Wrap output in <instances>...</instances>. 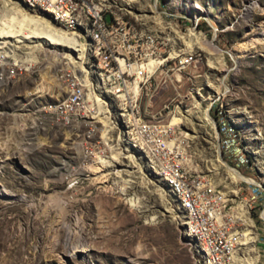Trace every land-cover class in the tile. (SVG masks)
Returning <instances> with one entry per match:
<instances>
[{
  "label": "rangeland",
  "instance_id": "obj_1",
  "mask_svg": "<svg viewBox=\"0 0 264 264\" xmlns=\"http://www.w3.org/2000/svg\"><path fill=\"white\" fill-rule=\"evenodd\" d=\"M166 7L167 21L179 16L178 40H170L166 51L192 52L194 61L143 92L141 109L176 125L186 170L235 191L240 177L224 167L218 150V107L250 151L251 167H238L239 173L264 196V0H170ZM0 23V35L22 37V56L33 61L0 88V264H193L166 195L172 214L162 215L159 181L126 161L112 171L85 162L83 127L45 118L43 106L65 95L63 71L71 57L64 44L71 45L72 37L16 1L0 2ZM198 33L217 55L199 46ZM245 44L250 51L242 55ZM241 197L250 194L242 189ZM260 197L251 213L263 255ZM251 258L257 255L242 257V264Z\"/></svg>",
  "mask_w": 264,
  "mask_h": 264
},
{
  "label": "built area",
  "instance_id": "obj_2",
  "mask_svg": "<svg viewBox=\"0 0 264 264\" xmlns=\"http://www.w3.org/2000/svg\"><path fill=\"white\" fill-rule=\"evenodd\" d=\"M9 1L48 13L81 45V55L75 53L65 62V95L47 102L43 111L52 124L83 127L84 161L108 171L126 161L127 167L141 166L159 181L175 205L193 264H242L240 258L250 253L257 255L254 264H260L264 254L258 246L262 242L255 222L258 237L253 251L245 250V241L250 236L246 219L253 220L252 203L261 193L256 182L238 171L241 166L251 167V162L250 151L241 144L235 128L216 107L214 123L223 165L241 175L236 181L238 189L232 191L207 174L186 170L182 147L176 142V125L162 113L152 115L140 107L143 92L162 86L174 71L194 61L192 52L181 55L176 47L166 51L170 40H178L179 29V16L166 20L170 0ZM21 40L0 35V88L32 66L22 56ZM242 189L249 192V199L241 197ZM260 198L263 204L264 196Z\"/></svg>",
  "mask_w": 264,
  "mask_h": 264
},
{
  "label": "bare ground",
  "instance_id": "obj_3",
  "mask_svg": "<svg viewBox=\"0 0 264 264\" xmlns=\"http://www.w3.org/2000/svg\"><path fill=\"white\" fill-rule=\"evenodd\" d=\"M138 1H140V0H138ZM147 1V0H146ZM0 2H4V0H0ZM194 7V6H193ZM199 17V16H198ZM40 20V19H39ZM34 23H38V21H35ZM39 23H41V22H39ZM171 28L173 27L172 25H169ZM176 32H178L179 33V31H176ZM64 34H67V35H69V36H71L72 37V41H70V43H71V45H69V46H66V44H64V48H65V50L68 52L67 54L72 58V56L75 54V53H77L78 55H81V51H80V43H79V41H78V39L76 38V36L74 35V34H72V33H70V32H67V31H64L63 32ZM37 33L36 32H34V35H36ZM41 34V33H40ZM181 37V36H180ZM194 38H195V40H196V42L199 44V46L202 48V49H204L205 51H207L208 52V54L210 55V56H214V55H217V53L219 52L218 51V48H216L214 45H211V44H209L208 42H206V41H204V39H203V36H202V34L201 33H198V34H196V35H194L193 36ZM193 39V38H192ZM64 43V42H63ZM243 48H244V50H243V54L242 55H244V54H246V53H248L249 51H250V46H248V45H244L243 46ZM31 62H33V61H29V63H31ZM34 64V63H33ZM207 117V116H206ZM172 122H175V121H172ZM232 173V172H231ZM234 175L235 176H237V177H241V175H239L237 172H235L234 171ZM116 178L117 177H119V176H115ZM119 178H121V177H119ZM117 183H119L118 181H117V179H114V183H113V185H117ZM131 189V188H130ZM130 191V190H129ZM166 194H162V193H160L159 194V196L163 199V202H164V212H163V216L166 214V213H169V214H172V212H171V210H172V208H171V206H169V203H168V200H167V198H166V196H165ZM246 229H247V233H248V235H250L247 239H246V241H245V243H246V245H247V249L249 250V251H253V249H254V241L257 239V237H258V234H257V231L255 230V225H254V223H253V220L251 219V218H247L246 219ZM248 256H250V254L248 255ZM240 258V257H239ZM256 259L257 258H251V259H249L248 260V263H246V264H254L255 263V261H256ZM240 260H242V258H240ZM244 261V260H243ZM243 261H241L242 263H243Z\"/></svg>",
  "mask_w": 264,
  "mask_h": 264
},
{
  "label": "water",
  "instance_id": "obj_4",
  "mask_svg": "<svg viewBox=\"0 0 264 264\" xmlns=\"http://www.w3.org/2000/svg\"><path fill=\"white\" fill-rule=\"evenodd\" d=\"M44 14L47 15V16L49 17L48 13H44ZM106 19L109 21V19H110L109 15L106 16ZM51 20L54 22L53 19H51Z\"/></svg>",
  "mask_w": 264,
  "mask_h": 264
}]
</instances>
